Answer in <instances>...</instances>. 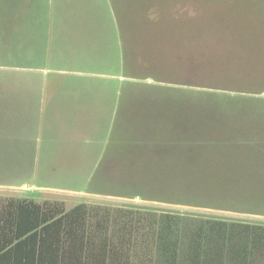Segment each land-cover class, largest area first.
Returning <instances> with one entry per match:
<instances>
[{
    "label": "trees",
    "instance_id": "trees-1",
    "mask_svg": "<svg viewBox=\"0 0 264 264\" xmlns=\"http://www.w3.org/2000/svg\"><path fill=\"white\" fill-rule=\"evenodd\" d=\"M131 1L108 0L120 54L113 75L173 84L132 64L162 51V36L176 31L201 67L176 76L177 95L159 87L157 96L134 98L121 82L90 191L263 215L264 99L249 97L264 94V0ZM211 91L236 96L220 103ZM0 264H264V224L9 197L0 199Z\"/></svg>",
    "mask_w": 264,
    "mask_h": 264
},
{
    "label": "rangeland",
    "instance_id": "rangeland-1",
    "mask_svg": "<svg viewBox=\"0 0 264 264\" xmlns=\"http://www.w3.org/2000/svg\"><path fill=\"white\" fill-rule=\"evenodd\" d=\"M50 1L0 0V101L2 102H5L7 98L19 97L23 93L25 94L26 89L24 86L26 82L29 81L39 84L45 78L40 73L26 71L33 68L42 69L48 67L44 63L45 56H42L45 54L44 51L46 48V39L43 38L45 36L44 31L42 30L41 32L40 29L42 22L41 20L39 22L34 21V19L48 16L50 10L46 6ZM15 2H19V4L12 5ZM125 2L127 8L134 3L131 0H125ZM43 6H45V9ZM189 6L190 4L187 3V14L191 12L193 17H196L197 14ZM169 15L175 20L179 19L177 17L179 13L177 16H174L173 12L170 11ZM184 18H186L185 20L188 19L187 16ZM162 37L164 40L159 41V46L162 48V51H159V49L151 52L153 56H148L149 59H146V61L138 57L135 63L132 64V70L137 72L136 74H144L150 68L156 71V73L158 72V76L162 77L161 81L172 82L173 84L160 85V83L152 80L143 81L142 79L140 81L130 80L132 82H129L125 81L128 79L121 77L119 80H124L123 84L126 82L131 84L128 92L134 98L143 95H151L154 97L157 96L155 93L158 94V91L162 90L165 92L170 91V93L177 95L179 88L176 86L177 84H174L177 82L176 76L182 72L184 73L183 77L190 76L193 71L191 70L192 67H201V65L195 64L192 61L195 54L192 55L191 49H187L188 47L185 41L179 40V37L177 38V31L173 32L172 36L166 33ZM220 54L227 56L226 52H221ZM206 57L213 60L217 57L219 59L221 56L209 53ZM207 64L208 66H214L209 65V62ZM105 77L106 75L92 73V75L83 78H86L84 80L87 82L96 84L104 80ZM145 84H152L153 87L147 88L143 86ZM159 87L163 89L160 90ZM182 90L190 91L187 89ZM196 92L203 93V91ZM212 94H218L215 100L220 103L225 100L223 96H236V93L220 91ZM262 98L264 99V94L251 95L249 97L251 104L257 103ZM245 104H249V102L243 100L237 105L244 106ZM6 114L0 111V199L13 197L32 198L37 202L46 200L60 201L64 203L67 209L79 203L108 206H137L158 211L181 212L197 216L264 224V214L252 215L243 212L148 202L139 198L126 199L94 194L89 189V181L93 169L82 164L67 163L64 159L65 153L61 150V153H55V147H42L41 151L38 152L36 139L39 138H36L37 133L34 136L35 146L13 147L11 141L17 130L13 123L8 121V115ZM57 130V128H53L51 132H57ZM106 141L108 142V138Z\"/></svg>",
    "mask_w": 264,
    "mask_h": 264
},
{
    "label": "crops",
    "instance_id": "crops-1",
    "mask_svg": "<svg viewBox=\"0 0 264 264\" xmlns=\"http://www.w3.org/2000/svg\"><path fill=\"white\" fill-rule=\"evenodd\" d=\"M46 8L48 16L34 21L42 22V56L48 67L26 71L45 78L39 84L26 82L22 96L0 101V111L17 130L13 147L35 146L37 133L38 152L55 147V153H65L67 163L94 170L107 144L123 82L113 75L120 55L116 22L108 0H51ZM92 73L106 77L96 84L84 80ZM53 128L57 132H51Z\"/></svg>",
    "mask_w": 264,
    "mask_h": 264
}]
</instances>
